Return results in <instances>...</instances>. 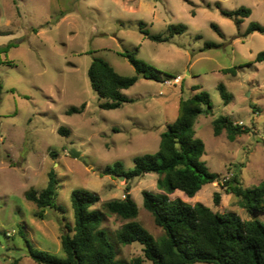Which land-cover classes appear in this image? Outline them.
Returning <instances> with one entry per match:
<instances>
[{
	"label": "rangeland",
	"instance_id": "374dc122",
	"mask_svg": "<svg viewBox=\"0 0 264 264\" xmlns=\"http://www.w3.org/2000/svg\"><path fill=\"white\" fill-rule=\"evenodd\" d=\"M240 7L250 15L238 26L221 14ZM251 23L264 25V0H0V264H36L22 235L36 249L62 257L60 220L73 224L72 191L95 193L99 202L93 209L122 199L125 179L99 173L117 162L132 169L134 158L156 153L160 134L177 119L179 101L199 91L211 104L194 124L205 146L200 161L221 182L205 185L193 198L181 191L169 198L248 220L222 185L235 171L244 188L264 180V60H255L264 51V34H246ZM170 25L185 31L163 43L140 33L142 28L166 37ZM125 52L154 68L160 81L139 77L123 91L130 102L101 109L106 100L91 89L88 67L100 58L118 74L135 76ZM232 68L234 75L223 73ZM83 104L81 113L66 114ZM218 116L241 123L249 134L234 141L225 132L214 136L212 121ZM49 175L57 182L62 211L46 208L40 218L25 193L45 189ZM156 179L150 173L127 185L138 207L136 222L159 238L163 233L142 203V191L161 194ZM214 193L220 194L217 206ZM254 218L264 225V213ZM123 223L106 216L102 228L116 259L128 262L142 256V246L118 244Z\"/></svg>",
	"mask_w": 264,
	"mask_h": 264
},
{
	"label": "trees",
	"instance_id": "16d2710c",
	"mask_svg": "<svg viewBox=\"0 0 264 264\" xmlns=\"http://www.w3.org/2000/svg\"><path fill=\"white\" fill-rule=\"evenodd\" d=\"M221 14L238 26L250 15V10L240 7L234 11L222 10ZM212 28L217 30L214 25ZM184 31L182 25H170L169 35L161 37L140 28L145 38L156 43L168 42L174 35ZM255 32L264 34V25L251 23L246 34ZM206 46L214 47L213 44ZM122 56L133 67L135 76L118 74L100 58H93L88 67L87 77L91 89L99 98L106 100L100 104L101 109L113 110L130 102L123 91L132 87L139 77L160 81L155 69L137 60L134 52H125ZM255 60L263 61L264 51L258 53ZM223 73L234 75L235 70L225 69ZM218 89L224 100L228 101L229 95L224 86L219 85ZM84 108V104L80 108L72 107L66 114H78ZM209 109L211 104L206 92L199 91L187 99H181L177 119L167 124L160 134L156 153L134 158L132 169L124 170L122 164L117 162L99 173L100 176L124 177L126 186L123 198L105 202L101 209H93L99 202L95 193L85 189L73 190L70 197L73 224H65L60 220L63 256L57 257L36 249L21 234L27 256L36 264H264V225L254 218L256 212L264 213V180L257 186L244 188L235 171L231 178L223 182L222 186L227 193L235 198V205L243 208L250 216L248 220H242L234 213L221 214L200 203L189 205L179 198H169L175 191L193 198L205 185L221 182L200 161L205 146L195 136L194 130L196 118L207 114ZM212 127L214 136L225 132L230 141L250 132L249 128L235 124L224 116L216 117ZM58 132L63 135L68 133L63 128ZM150 173L157 176L156 185L161 194L142 191V203L155 226L163 233L159 238L149 234L136 222L138 207L127 185L130 180ZM56 197L57 182L53 175H49L45 189L25 193V199L39 209L37 215L40 218H43L46 208L62 211L56 205ZM219 202L220 194L214 193L213 203L217 206ZM106 216H114L124 222L116 232L118 244L127 246L137 242L142 246V256L128 262L116 259L114 248L102 228ZM17 262L14 260L11 264Z\"/></svg>",
	"mask_w": 264,
	"mask_h": 264
},
{
	"label": "water",
	"instance_id": "95a60500",
	"mask_svg": "<svg viewBox=\"0 0 264 264\" xmlns=\"http://www.w3.org/2000/svg\"><path fill=\"white\" fill-rule=\"evenodd\" d=\"M68 154H69L70 156L74 157V158L78 156L77 154H74L72 151L69 152ZM123 178H124V177L122 176L121 179H123Z\"/></svg>",
	"mask_w": 264,
	"mask_h": 264
},
{
	"label": "built area",
	"instance_id": "2783aa9c",
	"mask_svg": "<svg viewBox=\"0 0 264 264\" xmlns=\"http://www.w3.org/2000/svg\"><path fill=\"white\" fill-rule=\"evenodd\" d=\"M166 84H169L170 82L168 80L164 81ZM238 125H241V123H238ZM229 178L227 177V179L225 178L224 180H228Z\"/></svg>",
	"mask_w": 264,
	"mask_h": 264
}]
</instances>
